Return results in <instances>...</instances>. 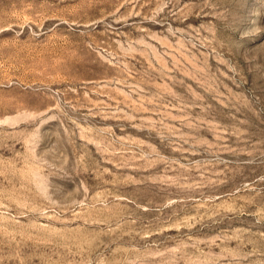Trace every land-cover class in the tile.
<instances>
[{
    "label": "rangeland",
    "instance_id": "374dc122",
    "mask_svg": "<svg viewBox=\"0 0 264 264\" xmlns=\"http://www.w3.org/2000/svg\"><path fill=\"white\" fill-rule=\"evenodd\" d=\"M0 264H264V0H0Z\"/></svg>",
    "mask_w": 264,
    "mask_h": 264
}]
</instances>
